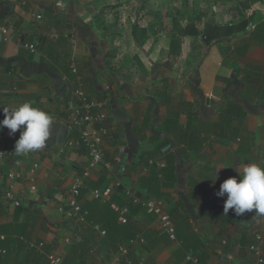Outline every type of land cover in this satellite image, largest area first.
<instances>
[{
	"label": "crops",
	"instance_id": "0c3cea01",
	"mask_svg": "<svg viewBox=\"0 0 264 264\" xmlns=\"http://www.w3.org/2000/svg\"><path fill=\"white\" fill-rule=\"evenodd\" d=\"M146 5L0 0V22L10 34L0 39V117L3 108L28 101L52 118L45 147L28 155L14 152L19 131L0 129V147L9 150L0 160V249L6 250L0 264H48V253L65 264H111L120 244L135 264H193L188 255L199 264H254L249 245L257 234L264 254V216L253 210L237 217L231 209L226 216V196L215 195L224 180L239 182L236 170L264 168V0L218 2L179 47L144 14ZM129 19L137 25L136 40L132 25L125 29ZM31 43L35 52L25 47ZM72 86L101 100L108 115L103 149L110 169L90 170L78 197L89 219L114 225L109 206L127 201L129 188L163 201L176 239L143 207L120 225L130 238L111 245L60 213L73 178L88 163L84 149L65 145L78 135L67 109ZM10 172L17 176L9 178ZM117 179L121 189L113 186ZM107 187V201L92 197V190ZM28 241H43V253Z\"/></svg>",
	"mask_w": 264,
	"mask_h": 264
},
{
	"label": "built area",
	"instance_id": "2783aa9c",
	"mask_svg": "<svg viewBox=\"0 0 264 264\" xmlns=\"http://www.w3.org/2000/svg\"><path fill=\"white\" fill-rule=\"evenodd\" d=\"M0 36V39L3 41H8L10 39L8 27L3 25L1 22ZM25 47L31 52L36 51V45L33 43L26 44ZM67 109L71 120V127L77 129L78 135L76 137L66 139L65 145L75 149H84L88 157V163L82 170L81 174H78L73 178L66 206H60L58 210L66 219L88 225L95 234L103 237L106 235V230L96 221L89 219V211L82 207L79 203L78 197L80 196L82 189L85 187L84 180L85 177L89 175L90 170L98 165L110 169V163L106 161L103 149V140L107 135V128L104 122L106 121L108 115L106 113L104 103L101 100L88 96L83 89L78 86H72L71 99L67 102ZM0 120H2L1 117ZM7 153H9V150L0 147V160ZM24 155H28V153ZM153 162L154 161H150V163ZM157 165L163 166V163L157 161ZM36 167L37 164H34L30 169V180L32 183L34 182L33 171ZM120 170L121 172L125 171L124 164L120 165ZM16 176L17 174L14 172L8 173V177L11 179ZM113 186L121 188L122 183L120 179H117ZM31 189H36L34 184L31 185ZM124 192L132 202L143 207L146 213L154 215L157 218L161 231L169 239H176L173 221L170 215L166 212L162 200L151 197L145 199L138 197L129 188L124 189ZM111 193L112 187H107L102 190L94 189L91 191V195L94 199L102 201H107ZM6 196L13 199L12 194L9 191L6 192ZM13 203L17 206L20 205V202L17 199H14ZM110 208L117 214V221L119 223L126 224L128 222L129 207L127 205L111 203ZM0 238L2 239L4 236H0ZM129 242H132V239H130ZM262 242V235L257 234L255 235L254 242L249 245L250 251L255 256L254 264H264V254L259 247ZM28 246L30 249L36 250L38 253H43L45 243L43 241H28ZM5 253V249H0L1 255H4ZM46 259L48 264H65L63 257L56 253L46 254ZM186 259L191 261L193 264H199L196 257L188 255ZM112 262H117L118 264H135L134 259L130 256L129 248L125 244H120L118 246L116 255L113 257Z\"/></svg>",
	"mask_w": 264,
	"mask_h": 264
},
{
	"label": "clouds",
	"instance_id": "9594fccd",
	"mask_svg": "<svg viewBox=\"0 0 264 264\" xmlns=\"http://www.w3.org/2000/svg\"><path fill=\"white\" fill-rule=\"evenodd\" d=\"M2 111L4 118L0 120V129L7 128L9 135L20 132L14 145L17 155L36 152L45 147L52 123L50 115L33 107L28 101L15 108H3ZM236 172L239 182L237 177H230L220 184L215 193L217 197L226 196L224 215L227 216L231 209L237 217L253 210L255 214L264 216V168L252 164Z\"/></svg>",
	"mask_w": 264,
	"mask_h": 264
},
{
	"label": "rangeland",
	"instance_id": "374dc122",
	"mask_svg": "<svg viewBox=\"0 0 264 264\" xmlns=\"http://www.w3.org/2000/svg\"><path fill=\"white\" fill-rule=\"evenodd\" d=\"M145 1L147 5L144 6V14H149V16L156 21L155 22L156 29L159 31L160 30L164 31L168 41H170L171 39H175L173 42L177 47H179L182 42L183 43L185 42L184 36L188 35V32H194L195 30L197 31L199 30V23H198L199 19L204 14L213 13L212 7L218 4V2H221L222 0H145ZM224 1H228L230 5L231 4L234 5V3H237L238 1L245 2V0H224ZM133 21L132 19H129V21H127L125 29L127 30L128 33ZM180 29L183 30L179 32ZM137 32H139V30H137ZM151 33H152V28H150L149 33L147 32L140 33V37L138 38L139 42H142L143 38H145L146 40L151 35ZM176 36H179V39L176 38ZM177 47L175 50L176 54L178 53Z\"/></svg>",
	"mask_w": 264,
	"mask_h": 264
},
{
	"label": "trees",
	"instance_id": "16d2710c",
	"mask_svg": "<svg viewBox=\"0 0 264 264\" xmlns=\"http://www.w3.org/2000/svg\"><path fill=\"white\" fill-rule=\"evenodd\" d=\"M136 29H137V25H132V34H133V36H134V34H135V31H136ZM183 29H180L179 30V32H181ZM145 32V31H144ZM179 36H177V38H178ZM134 39H135V36H134ZM136 40V39H135ZM177 40V39H176ZM118 189H121V188H118ZM111 200V199H110ZM113 201V200H112ZM108 205H109V203H107ZM121 205H127L128 207H129V215H131V214H133V213H135L138 209H139V207H141V206H139V205H137V204H135L134 202H132L129 198L127 199V201H125V202H123V204H121ZM109 208H110V206H109ZM142 208V207H141ZM108 216H109V218H114V216H115V222H114V225H112V224H110L109 223V226H107V225H102V227H104L105 229H106V238L109 240V241H105L104 242V244H106V245H111L112 244V242H113V244H115V243H117V242H119V243H121V242H123V241H127L129 238H130V236L129 235H126L125 233H126V230L124 229H122L121 227H120V225L122 226V225H126V224H121V223H119L118 221H117V214L110 208L109 209V213H108ZM128 218H129V216H128ZM68 220V219H67ZM69 221V220H68ZM94 221V220H93ZM104 236V237H105ZM119 237V238H118ZM112 240V241H111ZM114 240H116V241H114ZM117 248H118V246H117Z\"/></svg>",
	"mask_w": 264,
	"mask_h": 264
},
{
	"label": "water",
	"instance_id": "95a60500",
	"mask_svg": "<svg viewBox=\"0 0 264 264\" xmlns=\"http://www.w3.org/2000/svg\"><path fill=\"white\" fill-rule=\"evenodd\" d=\"M1 37V36H0ZM111 264H118L117 262H112Z\"/></svg>",
	"mask_w": 264,
	"mask_h": 264
}]
</instances>
